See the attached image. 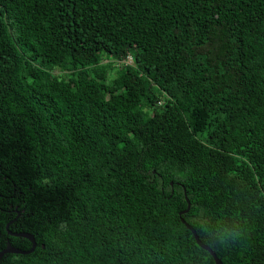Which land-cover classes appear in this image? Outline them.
<instances>
[{"label": "trees", "instance_id": "16d2710c", "mask_svg": "<svg viewBox=\"0 0 264 264\" xmlns=\"http://www.w3.org/2000/svg\"><path fill=\"white\" fill-rule=\"evenodd\" d=\"M181 218L264 264V0H0V264H215Z\"/></svg>", "mask_w": 264, "mask_h": 264}, {"label": "water", "instance_id": "95a60500", "mask_svg": "<svg viewBox=\"0 0 264 264\" xmlns=\"http://www.w3.org/2000/svg\"><path fill=\"white\" fill-rule=\"evenodd\" d=\"M185 201H186V203H187V207H186L185 210H183V211H181V212L179 213V216H182L183 214H186V213L188 212V210H189L190 205H189V202H188V200H187L186 197H185ZM180 220H181V222L185 225V227L187 228V230L190 231V233L192 234V236H193V238H194L196 244H197L202 250H204V251H206V252H208V253L210 254V256L212 257L214 263H215V264H222L221 261H220V259H218V258L216 257V255L214 254V252H213L208 246H206L204 243H202V242L200 241V239L198 238V235L196 234L195 230H194L190 225H188V224H187L182 218H181ZM7 228H8V225H6V230H7ZM9 234H11V233H9ZM11 235H14V236H16V237H23V238H26L28 241H30L32 247H31V249H30L29 251H22V250H19V249H16V248L12 247V246L10 245V243H7L6 246L4 247V249H2V250L0 251V259H1V257H2L4 254H29V253H31V252L34 250V247H35V241H34V239H33V237H32L31 235L26 234V233H24V234H11Z\"/></svg>", "mask_w": 264, "mask_h": 264}, {"label": "rangeland", "instance_id": "374dc122", "mask_svg": "<svg viewBox=\"0 0 264 264\" xmlns=\"http://www.w3.org/2000/svg\"><path fill=\"white\" fill-rule=\"evenodd\" d=\"M61 72L58 69L53 70V74H60Z\"/></svg>", "mask_w": 264, "mask_h": 264}]
</instances>
